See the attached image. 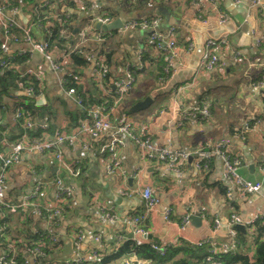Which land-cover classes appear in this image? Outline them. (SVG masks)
Segmentation results:
<instances>
[{
    "label": "crops",
    "instance_id": "crops-1",
    "mask_svg": "<svg viewBox=\"0 0 264 264\" xmlns=\"http://www.w3.org/2000/svg\"><path fill=\"white\" fill-rule=\"evenodd\" d=\"M44 2H49L51 10L57 13H68L71 27H77L78 32L97 15H110L112 20L120 18L123 25L131 20L158 17L155 31L166 37L169 28L173 27L175 43L172 52L156 50L149 42V30L124 28L122 25L117 29L100 30L103 34L101 40L94 38V31H87V39L81 44L85 63H75L69 56L70 52L66 50L70 44L54 43L50 47L51 57L64 62L63 70H54L38 50L24 53L26 60L16 68L20 72L31 70L36 73L40 77L36 84L39 90L29 93L26 89H17L1 96L0 120L3 126L0 128L4 133L0 132L1 153L10 150L20 132V123L15 116L20 103L30 110L35 130L42 123H47L49 131L61 129L70 133L79 122L87 121L83 107L99 103L109 107L108 117L112 126L95 138L85 135V141L92 143L89 149L83 148L80 141L73 146L63 144L62 158L68 167H62L51 153L23 151L19 161L6 169L4 201L8 204L22 201L40 187L32 202L38 203L43 210L54 207L56 178H61L73 189L69 207L62 208L56 219L40 214L33 204L17 207L16 211L4 208L0 213V228H3L0 232V256L5 251V242L10 239L14 240L18 259L26 257L30 264H37L31 256V249L39 244L40 239H44L41 247L45 252L44 261L55 258L90 259L93 251L103 258L102 264H120L124 258L137 256L127 253L115 259L109 258L126 242L125 238L135 236L130 218L143 212L139 190L147 185L159 198V203L141 225L147 231L148 240L168 246L182 240L191 243L202 238L218 246L229 241L228 222L232 214L239 215L245 223L255 214L264 213V176L259 170L264 149V87L255 86L264 77V0L260 6H251L250 0H208L202 3L197 0H21L18 10L7 12V15L21 27L29 28L36 43L45 41L46 28L53 24L47 19L43 26L32 25L34 7ZM217 8L225 11L226 20L218 17ZM75 34H71L72 41ZM219 36L228 38V44L217 48L219 65L212 70L200 68L203 43L208 38ZM256 38L260 40L259 45H256ZM3 41L8 46L6 55L11 57L23 55V50L30 46L20 34L15 42L7 40L0 32V43ZM191 44L193 47L189 49ZM234 50H239L241 56H235ZM171 53L179 64L173 74V82L181 87V96L176 100L174 89L161 90L163 85L156 80ZM139 54H142V59ZM4 55L0 53V57ZM89 55L93 58L103 56L108 62L105 88L113 89L116 81L124 77L125 66L130 67L135 78L134 86L117 103L114 104L112 95L95 83L92 73L94 61ZM69 85L77 89L76 94L67 92ZM154 93L157 94L151 105L129 111L135 102ZM77 94L83 98V106L76 102ZM202 98H209L212 103L211 115L207 119L179 116L176 110L179 104L197 103ZM162 109L170 112L160 113ZM123 115L133 122L135 132L144 130L155 144L168 143L171 149L181 152L193 155L207 144L215 141L225 143L229 152L242 160L238 167L241 177L260 181L261 188L242 197L238 188L223 176L222 159L217 154L212 156L207 172L196 170L192 165L193 159L178 172L168 170L157 161L140 160L135 142L126 134L116 133V126ZM245 119L251 122L244 133L246 138L242 139L241 125ZM176 120H182L183 124L177 126ZM116 136L122 140L116 155L124 176L120 172L107 173L104 159L97 153L99 146ZM76 165L79 172L72 175L70 168ZM230 186L231 192H228ZM125 191H131V194L124 195ZM166 207L171 208V222L162 217ZM191 207H205L209 220H190L182 229L180 218ZM102 209L116 213L118 220L104 218ZM214 218L219 220V225L213 223ZM79 231L84 237L76 249L74 238ZM97 235L99 240L95 239ZM121 236L123 239L119 240ZM206 247L210 249L209 245ZM247 252L253 254V244ZM39 262L42 263L41 260ZM85 264L95 263L88 260Z\"/></svg>",
    "mask_w": 264,
    "mask_h": 264
},
{
    "label": "built area",
    "instance_id": "built-area-1",
    "mask_svg": "<svg viewBox=\"0 0 264 264\" xmlns=\"http://www.w3.org/2000/svg\"><path fill=\"white\" fill-rule=\"evenodd\" d=\"M21 0H0V27L4 28V35L7 40L17 42L19 40V35H11L9 34V27L12 25L15 28L20 30V35L22 39L29 43V48L24 49L21 54L24 53H31L33 50H38L42 52L43 57L47 60L50 66L54 70H63L64 62L61 60L53 59L51 57V49L49 48L48 37L51 34L50 28H46V39L42 43H36L32 39L30 35L29 28L21 27L13 17L7 15V12L15 13L18 10L19 3ZM208 0H197L198 3H202ZM261 0H250L251 6H260ZM46 9H43L45 8ZM219 11L217 13L218 17L224 21L227 18L225 11L217 8ZM264 9V8H262ZM34 20L32 25H42L44 24L45 20H58L60 21V34L70 39L72 38L71 31L68 26V22L70 19V15L68 13H57L51 10L49 6V2H44L42 4H38L34 7ZM42 13L43 16H39L38 14ZM37 18L35 19V17ZM112 20L110 15H97L92 17L88 20V23L84 26L83 30L75 34L73 43L70 45V50H80L83 52V48L81 44L87 39L88 30L94 31L93 36L94 38L101 40L103 38V34L100 30H93L92 24L94 22H99L100 24H107ZM159 22L158 17H150V18H142L138 20H131L126 22L123 27L124 28H141L144 30H149V42L154 46L156 50H169L170 52L173 51L174 43H175V30L173 27L169 28L168 34L164 37L162 34L157 33L155 31V27ZM259 38H256V45L260 43ZM228 44V38L226 36H219V37H211L205 40L203 43V51L199 60V67L206 70H212L216 66L219 65V59L217 55V48L220 45ZM193 45L189 46L191 49ZM8 50L7 43L3 41L0 43V53L5 54L4 56L0 57V72H2L6 67H10V60L12 59L11 56L6 55ZM234 55L239 57L241 53L239 50H234ZM140 58L142 59V54H139ZM91 59L94 61V68L92 69L93 79L95 83L105 92L110 93L113 98V103H117L122 97L129 93L135 82V78L130 70L129 66H125L124 77L120 80L116 81L114 89L105 88L104 81L106 75L109 70V65L106 59L103 56H97L93 58L89 55ZM178 63L174 60L173 55L168 56L166 59V63L162 68V74L157 77V82L160 85H166L168 81L173 78V74L178 67ZM18 70V69H17ZM20 72V71H19ZM32 77L35 81V84L39 83L40 77L32 72L31 70H26L24 72L19 73V78L21 77ZM63 83H66V80H62ZM161 86V88H163ZM256 87L263 88L264 87V77L255 83ZM172 88L174 89V98L175 100L181 96V87H177L173 85ZM26 91L29 93H37L39 89L35 88L34 85L30 84L26 88ZM68 93H75L76 90L73 86H68L67 88ZM76 94V93H75ZM76 102L83 106V98L80 95L75 96ZM181 103V102H177ZM211 101L208 98L199 99L197 103L193 104H179L176 108L177 113L180 117L195 119V120H205L211 114ZM105 104H90L83 107L86 111L87 121H81L78 125L74 128V131L70 133H65L61 129H56L53 134L47 132L48 124L42 123L39 128L36 130L39 131L38 135L29 136L27 133L22 134L17 140H15L10 147V150L5 154L0 152V213L3 211L4 208H7L9 211H16L17 207H23L26 205H34V209L39 212L40 214H44L47 218L56 219L57 215L61 213L62 208L69 207V199L72 196V187L68 183H64L61 178H56L54 180V184L56 186V195H55V203L54 207L46 208L45 210L41 209L38 203L32 202V197L35 196L37 191L40 187L27 197H25L22 201L14 204H8L4 201V179H5V171L9 166H12L16 162L19 161L20 155L23 151H38V152H48L51 153L59 162L62 167H68L64 163L62 158V150L61 146L63 144L73 146L77 141L81 142L83 148L89 149L92 146V143L89 141H85V135H89L91 138H95L98 136L102 131L107 128H111L112 123L108 117L109 107ZM168 113L170 111L166 109H162L160 113ZM16 119L18 123L21 124L22 128L26 130L33 129V121L32 117L29 115H25L21 110V107H17V111L15 113ZM250 119H246L242 124V139H245V132L250 128ZM182 120H176L175 124L177 126L182 125ZM0 125L3 126L2 121L0 120ZM35 129V128H34ZM116 133L126 134L130 137L137 146V152L140 160L148 161L153 160L160 162L163 164L168 170L178 172L180 171L183 166H185L190 153L188 152H181L178 150H174L170 148V144L165 143L162 145H157L153 142L150 135L144 132V130L140 131L139 133L133 130V122L128 118L127 115H123L120 118L119 124L116 126ZM2 134H4L2 132ZM2 138V137H1ZM4 139V138H2ZM122 145V140L117 136L112 138L111 141L107 144H103L98 147V156L104 159V170L107 173H116L120 172L122 176L125 175V172L121 168V162L118 159L116 152L117 149ZM219 155L222 159L223 165V176L235 187L238 188L239 193L242 197L256 193L261 188L260 181H251L244 179L238 173V167L242 164V160L240 156L232 155L228 147L225 143L221 142H214L207 144L206 147H202L197 149L194 152V161L193 166L196 170L201 172H207L210 169L211 158L213 155ZM80 166V165H79ZM259 170L261 174L264 176V149L262 152L261 159L259 161ZM69 171V170H68ZM72 175H76L79 172L78 165L72 166L69 171ZM231 186L228 188L230 189ZM229 192V190H228ZM139 193L142 196L144 210L139 215H133L130 218L131 223L133 224V233L136 235L133 238L134 243L136 245H141L143 242L147 240V231L141 225V222L145 219L147 214L153 210H155L156 206L159 203V198L153 194L152 188L150 186H145ZM124 195H130L131 191L123 192ZM103 217L108 219L109 221H116L118 220V215L116 213L107 211L102 209ZM196 214L200 216L204 220H209V216L206 214L205 207L197 208L191 207L187 212H185L181 218V228L184 229L185 226L190 222L191 215ZM162 217L166 222H171V208L166 207L162 211ZM258 219H264V213H257L255 214L250 220H247V225L253 223ZM213 223L215 225H219L220 222L217 218H214ZM237 223H241L245 225V223L240 219L239 215L232 214L229 218L228 222V234H229V241H224L220 243V245L211 244L209 239H199L194 241L192 244L196 246H203L209 245L210 252L212 254L218 253H225L230 250L236 240L237 231L235 230L234 226ZM84 235L81 231H79L74 238V247L78 249L80 247L81 241ZM122 236L119 238V240ZM54 239V236L52 237ZM96 240L100 239V236H95ZM14 240L10 241L5 249L4 253L0 256V264H30L29 260L26 257H23L22 260L18 259L17 251L14 247ZM38 245H35L31 249V256L36 261L37 264H82L91 260L94 263H101L102 257L98 254L97 251H93L90 259L85 258H74V259H57L44 261L42 257L44 255V251L42 250V246L44 245V239H40L38 241ZM148 245L152 250L155 251L160 256H163L166 252V247L162 244L155 243L149 241ZM206 245V246H207ZM136 255V254H134ZM42 261V263L39 262ZM213 264H216L215 261H212ZM120 264H148V261L142 260L137 256H133L127 259H123Z\"/></svg>",
    "mask_w": 264,
    "mask_h": 264
},
{
    "label": "trees",
    "instance_id": "trees-1",
    "mask_svg": "<svg viewBox=\"0 0 264 264\" xmlns=\"http://www.w3.org/2000/svg\"><path fill=\"white\" fill-rule=\"evenodd\" d=\"M43 9H46V7ZM38 15L40 17L43 16L42 13ZM36 18L37 16L35 17V19ZM52 22V26L49 27L51 30V34L48 37L49 48L57 42H62L64 46L65 43L71 45L73 43V36L70 39L63 37L60 34V21L52 20ZM68 26L72 34L73 27H71L70 25V19L68 22ZM3 31L4 28L1 26L0 32L4 35ZM8 31L11 35L20 34V30L12 25L9 27ZM66 51L70 52L69 56L75 63L86 62V59L83 56L84 54L80 52V50H70L69 48ZM25 60V54L12 57L9 62L10 67H6L2 72H0V100L2 95H7L9 92L15 91L17 89H25L30 84L34 85V87L37 88L32 77H18L20 72L17 70L16 66L23 63ZM161 74L162 70L159 75ZM72 84L76 86L74 82H72ZM18 105L19 107H21V110L25 115L31 116L30 110L23 103H20ZM18 127L20 129V132L14 140H17L24 133H27L29 136L39 134V131L35 130L34 128L32 130H26L22 128L21 124H19ZM54 131L55 130L49 131L48 126V133L53 134ZM0 132H2L1 128ZM246 227L247 229L244 232L237 231L236 240L233 247L225 253L222 252L218 254H212L206 246H193L191 245V243L182 240L177 244L167 246L165 254L163 256H160L155 253V251L152 250L148 244L144 243L138 246L131 240H128L121 247H119L114 255L109 258L115 259L122 254H127L131 251H134L138 258L144 259L150 264H213L212 261H215L216 264H264V219H258L253 223L246 225ZM2 230L3 228H0V232ZM0 239L2 240V238ZM10 240L8 242H5L6 248L10 243ZM252 244L254 245L253 254H248V252L246 254V250H249ZM51 253L49 254L51 255ZM104 261H106V258ZM102 263L103 260L100 264Z\"/></svg>",
    "mask_w": 264,
    "mask_h": 264
},
{
    "label": "water",
    "instance_id": "water-1",
    "mask_svg": "<svg viewBox=\"0 0 264 264\" xmlns=\"http://www.w3.org/2000/svg\"><path fill=\"white\" fill-rule=\"evenodd\" d=\"M123 25V21L120 18L114 19L110 22H108L107 24H100L99 22H94V27L92 29H98V30H103V31H108V30H112V29H117V28H121ZM78 32V28H74L73 29V34ZM175 84V82H173V78H171L168 83L164 86V88H159L161 90H166V91H170L171 87ZM115 85H113V89H114ZM157 91V90H156ZM154 94H148L147 96H145L143 99L138 100L137 102H135L132 106H130L129 111L130 112H134V111H138V110H142L146 107H148L149 105H151V103L153 102L154 99ZM191 159V158H190ZM191 220H201L199 218V216L197 215H192L191 216ZM235 229L239 232H244L245 231V226L241 223H237L235 225Z\"/></svg>",
    "mask_w": 264,
    "mask_h": 264
},
{
    "label": "flooded vegetation",
    "instance_id": "flooded-vegetation-1",
    "mask_svg": "<svg viewBox=\"0 0 264 264\" xmlns=\"http://www.w3.org/2000/svg\"><path fill=\"white\" fill-rule=\"evenodd\" d=\"M77 33H78V32H77ZM233 54H234V52H233ZM114 85H115V84H114ZM174 85H176V83H175ZM171 89H172V87H171ZM208 99H209V98H208ZM209 100H210V99H209ZM210 101H211V100H210ZM211 104H212V103H211ZM211 106H212V105H211ZM210 115H211V114H210ZM206 119H207V118H206ZM245 120H246V119H245ZM245 120H244V121H245ZM244 121H243V122H244ZM182 124H183V123H182ZM242 124H243V123H242ZM241 128H242V125H241ZM241 131H242V130H241ZM215 142H216V141H215ZM213 143H214V142H213ZM221 143H222V142H221ZM190 158H191V159H190ZM192 159H193V161H194V153H193V155H192V154L189 155V158H188L187 161H192ZM162 165H163V164H162ZM192 165H193V162H192ZM228 190H229V192H231V188H230V189H227V191H228ZM143 205H144V204H143ZM135 215H138V214H135ZM139 215H140V214H139ZM192 215H196V214H192ZM192 215H191V216H192ZM197 216H198V215H197ZM199 218L202 219L200 216H199ZM190 220H191V219H190ZM246 225H247V223L245 222V226H246ZM133 234H134V233H133ZM134 235H135V234H134ZM135 237H136V235H135L134 237H131V238H125L124 241L131 240L132 242H134L133 238H135ZM121 239H123V237H122ZM202 239H205V238H202ZM149 241H150V240L147 239V240H146L145 242H143L142 244H144V243L148 244ZM151 241H152V240H151ZM152 242H155V241H152ZM155 243H157V242H155ZM192 243H193V242H191V245H193ZM142 244H141V245H142ZM159 244H160V243H159ZM162 245H164V244H162ZM138 246H139V245H138ZM164 246H165L166 249H167V246H168V245H164ZM193 246H196V245H193ZM130 253L135 254L134 251H131ZM124 259H127V258H124ZM102 260H103V258H102ZM121 262H122V260H121ZM121 262H120V263H121ZM148 263H149V262H148Z\"/></svg>",
    "mask_w": 264,
    "mask_h": 264
},
{
    "label": "rangeland",
    "instance_id": "rangeland-1",
    "mask_svg": "<svg viewBox=\"0 0 264 264\" xmlns=\"http://www.w3.org/2000/svg\"><path fill=\"white\" fill-rule=\"evenodd\" d=\"M129 116L132 118V115L129 114Z\"/></svg>",
    "mask_w": 264,
    "mask_h": 264
}]
</instances>
